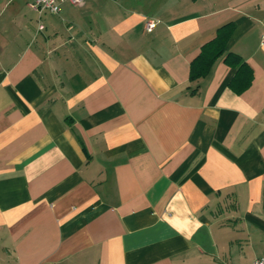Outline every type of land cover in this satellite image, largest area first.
Segmentation results:
<instances>
[{"label":"crops","instance_id":"0c3cea01","mask_svg":"<svg viewBox=\"0 0 264 264\" xmlns=\"http://www.w3.org/2000/svg\"><path fill=\"white\" fill-rule=\"evenodd\" d=\"M263 30L264 0H0V264L264 258Z\"/></svg>","mask_w":264,"mask_h":264},{"label":"built area","instance_id":"2783aa9c","mask_svg":"<svg viewBox=\"0 0 264 264\" xmlns=\"http://www.w3.org/2000/svg\"><path fill=\"white\" fill-rule=\"evenodd\" d=\"M63 1H67L73 5H80L83 3V0H28V5L39 12L47 11L56 14L60 11V4ZM155 25L156 22L154 20H149L146 22L145 28L147 31H151ZM39 28L41 29L42 25H40ZM262 38L264 39V30ZM251 264H264V258L256 257L252 260Z\"/></svg>","mask_w":264,"mask_h":264},{"label":"trees","instance_id":"16d2710c","mask_svg":"<svg viewBox=\"0 0 264 264\" xmlns=\"http://www.w3.org/2000/svg\"><path fill=\"white\" fill-rule=\"evenodd\" d=\"M211 59H210V61H211ZM232 62L235 63V64H238L239 66L244 65V62L241 61L240 57L238 55H236V54H232Z\"/></svg>","mask_w":264,"mask_h":264}]
</instances>
